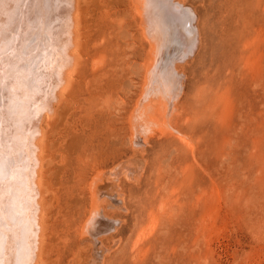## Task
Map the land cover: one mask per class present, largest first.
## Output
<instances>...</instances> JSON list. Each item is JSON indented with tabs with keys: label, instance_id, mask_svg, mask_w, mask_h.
<instances>
[{
	"label": "rangeland",
	"instance_id": "obj_1",
	"mask_svg": "<svg viewBox=\"0 0 264 264\" xmlns=\"http://www.w3.org/2000/svg\"><path fill=\"white\" fill-rule=\"evenodd\" d=\"M183 2L199 39L179 62V131L146 137L129 124L148 60L140 17L129 0H81L87 23L102 30L90 28L82 93L65 107L82 142L81 127L96 129L95 147L75 156L59 122L47 132L45 264H264V0ZM100 78L108 91L95 87ZM86 106L91 117L79 120ZM95 174L104 214L81 233Z\"/></svg>",
	"mask_w": 264,
	"mask_h": 264
},
{
	"label": "bare ground",
	"instance_id": "obj_2",
	"mask_svg": "<svg viewBox=\"0 0 264 264\" xmlns=\"http://www.w3.org/2000/svg\"><path fill=\"white\" fill-rule=\"evenodd\" d=\"M129 2L149 43L142 89L129 115L131 133L148 137L156 131H179L172 119L183 93L179 62L199 39L195 13L183 0ZM87 21L81 0H0V264H45L47 254L51 255L46 249L49 207L43 159L52 124L59 122L63 131L72 134L69 148L75 156L83 150L91 157L95 147L96 129L89 124L87 129L81 127L84 134L89 131L82 142L74 112L65 107L82 93L79 79L85 77L82 63L83 54L89 55L84 45L92 34L90 28L102 30ZM88 69L94 72L98 66ZM100 80L95 87L108 91V81ZM87 109L78 112L79 120L91 117ZM95 176L86 183L91 201L81 233L92 234L104 214L94 202ZM110 225L99 228L107 230ZM59 258L56 255L52 261Z\"/></svg>",
	"mask_w": 264,
	"mask_h": 264
}]
</instances>
